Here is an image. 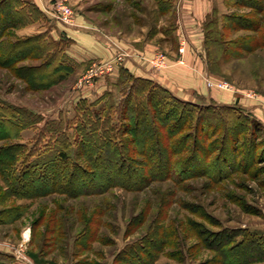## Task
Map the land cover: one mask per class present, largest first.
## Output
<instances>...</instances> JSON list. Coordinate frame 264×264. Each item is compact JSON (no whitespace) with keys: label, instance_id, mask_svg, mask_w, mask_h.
Listing matches in <instances>:
<instances>
[{"label":"trees","instance_id":"trees-1","mask_svg":"<svg viewBox=\"0 0 264 264\" xmlns=\"http://www.w3.org/2000/svg\"><path fill=\"white\" fill-rule=\"evenodd\" d=\"M155 2L158 13L166 15L174 11L177 0ZM231 2L255 13L224 16L227 21L222 31L219 18L209 21L206 51L212 61L240 59L239 53L264 49V23L259 18L264 14V0ZM37 14L42 12L32 2L0 0V69L15 73L33 91L49 89L66 80L74 70L71 65L75 64L62 48L50 51L51 56L45 55L48 47L37 42L46 34L17 37V30L37 22ZM240 32L251 35L231 37ZM44 56L47 59L40 66H20ZM116 87L123 95L120 102L107 91L94 102L80 100L73 122L63 117L47 122L39 130L32 152L25 154L27 147L22 144L0 147V167H5L4 182L12 197L37 199L55 193L72 197L106 193L113 188L142 190L155 181L173 180L177 176L179 180L186 173L199 175L208 166L216 169L212 177L218 175L221 180L229 176L227 169L234 162L244 170L257 163L261 145L254 143L256 136L251 128L261 123L242 109L184 101L160 84L127 71L122 72ZM33 118L34 114L25 109L0 100V142L19 139L25 129L42 121L30 122ZM245 139L250 146L241 153L239 148ZM75 143H80L86 164L73 159ZM20 160H25V164L19 169L15 164ZM176 169L184 174L176 175ZM232 237L216 240L213 250L221 260L217 264L264 262V238L235 243ZM151 243L161 246L156 254L143 246L129 247L119 252L112 264H156L166 245ZM30 255L37 264H55L42 260L36 253Z\"/></svg>","mask_w":264,"mask_h":264},{"label":"rangeland","instance_id":"rangeland-1","mask_svg":"<svg viewBox=\"0 0 264 264\" xmlns=\"http://www.w3.org/2000/svg\"><path fill=\"white\" fill-rule=\"evenodd\" d=\"M56 1L49 3L53 10ZM68 5L74 13L73 24L62 21L56 10L51 19L44 13L46 8L37 6L42 14H37V22L32 24L36 28L30 31V35H19V29L16 31L17 37L24 39L46 34L47 37L37 42L48 47L45 55L51 56V52L60 48L66 51L70 39L64 36L55 40L43 30L50 28L53 20L74 27L77 13L87 17L109 36H116L120 31L130 32L134 28L139 33L145 30L149 35L161 32L173 36L172 12L159 14L155 0H69ZM234 12L249 15L254 11L245 7L237 8ZM259 18L264 23V14ZM224 21L227 20L222 18ZM244 35L251 34L242 32L237 38ZM109 39L119 50L116 56L109 60H93L85 65L74 61L75 64L71 65L74 70L69 77L49 89L33 91L15 73L0 69V100L34 114L30 122L42 120L25 129L19 139L1 141L0 147L22 144L27 147V154V151H33L39 130L47 122L59 120L60 117L73 122L75 108L80 102L76 103L73 96L82 89L79 82L93 64L123 56L122 60L116 61L110 74L101 77L104 78L110 76L127 57V52L112 37ZM159 53L168 57L165 48ZM239 54L240 59L221 64L223 72L229 74V81L252 87L256 85L264 93V49ZM156 55L148 59L149 65L157 71L167 69L152 66L150 61ZM46 59L44 56L20 66L37 67ZM168 62L171 67L173 62L169 57ZM176 63H179V59ZM54 68L55 65L50 70ZM119 89L115 87L111 91L112 99L117 102L123 96ZM107 100L109 102L110 98ZM247 114L261 123L251 128L257 138L253 140L254 143L261 145L256 155L257 163L253 168L244 170L234 162L233 167L227 169L229 176L221 180L218 175L212 177L216 170L212 166H208L207 171L202 170L199 175L186 173L182 176L184 172L180 174V169H176V175L183 178L176 180L179 178L177 176L173 180L155 181L142 190L113 188L106 193L72 197L55 193L37 199H20L11 196L4 182L5 167H0V264H37L30 253H36L42 260L55 264H112L115 256L129 247L139 249L143 246L145 250L157 252L161 246L152 245L151 242L166 245L158 255L156 264H217L221 260L213 247L221 237L233 236L235 243L255 237L264 238V123L259 116ZM247 146L250 143L245 139L244 145L239 148L241 153L246 152ZM72 153L75 161L85 162L80 143L73 145ZM141 158L138 157L139 160ZM24 164L25 160H20L15 166L20 169ZM26 232H30L29 239L25 238Z\"/></svg>","mask_w":264,"mask_h":264},{"label":"crops","instance_id":"crops-1","mask_svg":"<svg viewBox=\"0 0 264 264\" xmlns=\"http://www.w3.org/2000/svg\"><path fill=\"white\" fill-rule=\"evenodd\" d=\"M26 1L42 9L46 8L47 11L44 13L47 17L54 16L55 10L49 4L54 0ZM237 8L231 0H177L171 14L174 20L172 37L161 32L149 35L145 30L139 33L134 30L135 28L130 32L120 31L116 36L110 35L120 48L127 52V57L119 63L110 76L79 89L73 100L76 103L82 99L91 102L98 100L105 92L112 91L119 82L122 72L127 71L135 77L150 79L160 84L181 100L203 105L238 107L247 113L259 116L264 123V93L260 92L256 85L252 87L229 81V74L223 72L221 64H230L235 58L212 61L207 57V24L211 19L219 18L221 21L219 30L222 31L224 27L222 18L235 13ZM77 14L74 27L53 20L50 28H45L43 31L48 32L55 40L64 36L70 39L71 43L66 53L80 65L93 60H109L116 56L119 50L110 43L111 37L103 33L101 28L91 23L87 17ZM35 28V25L24 27L18 33L30 35V31ZM238 35L239 33H235L231 37L236 39ZM162 48L166 49L173 64L165 70L157 71L149 65L148 59L159 53ZM181 48L184 49L183 54L179 52ZM181 58L185 63H176L177 59ZM209 82L215 84L229 82L233 90L210 87Z\"/></svg>","mask_w":264,"mask_h":264},{"label":"built area","instance_id":"built-area-1","mask_svg":"<svg viewBox=\"0 0 264 264\" xmlns=\"http://www.w3.org/2000/svg\"><path fill=\"white\" fill-rule=\"evenodd\" d=\"M69 0H57L54 4L55 10L59 13L60 19L64 21L67 24H73V10L68 5ZM180 54L184 53V49L181 48L179 50ZM123 56H120L119 58H116L112 61L102 62L93 64L91 69L88 71V73L84 76V78L79 82V87L84 88L85 86L92 85L97 79L101 78L102 76L106 74H110L113 71L114 64L117 60H122ZM151 64L156 69H164L169 67L168 57L163 54L159 53L156 55L154 59H152ZM180 64H184V60L181 58L179 59ZM209 85L211 87H218L222 90H233L232 84L229 82H223V83H211L209 82Z\"/></svg>","mask_w":264,"mask_h":264},{"label":"bare ground","instance_id":"bare-ground-1","mask_svg":"<svg viewBox=\"0 0 264 264\" xmlns=\"http://www.w3.org/2000/svg\"><path fill=\"white\" fill-rule=\"evenodd\" d=\"M25 238H26V239H29V238H30V232H26V233H25Z\"/></svg>","mask_w":264,"mask_h":264}]
</instances>
